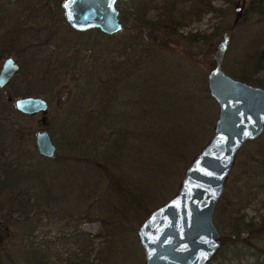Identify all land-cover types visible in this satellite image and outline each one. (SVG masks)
<instances>
[{"label": "rangeland", "instance_id": "374dc122", "mask_svg": "<svg viewBox=\"0 0 264 264\" xmlns=\"http://www.w3.org/2000/svg\"><path fill=\"white\" fill-rule=\"evenodd\" d=\"M63 1L0 0V55L5 53L0 63L12 56L19 67L0 89V134L27 201L22 212L0 206V264H33L28 255L37 247H49L50 264H58V258L81 249L80 237L91 243L86 250L92 264H145L139 225L177 193L191 160L213 134L218 105L207 75L216 47L232 29L223 70L236 79L249 70L264 83V60L254 71L256 58L246 56L263 25L258 17L244 18L247 0H210L212 9L177 24L158 45L152 39L157 29L149 22L167 0H119L123 28L113 35L73 29ZM238 5L243 19L233 24ZM140 11L144 19L136 22L133 13ZM28 96L44 98L47 111H17L14 100ZM81 128L87 138L74 150L70 140ZM40 130L55 147L52 157L37 151ZM110 130L126 143L122 155L106 164L101 157ZM263 142L264 131L235 156L213 215L221 236L228 231L229 213L257 225L264 219V171L255 159ZM84 143L96 155L85 156ZM252 242L264 246V231ZM221 251L224 256L209 264L264 260V254L241 244Z\"/></svg>", "mask_w": 264, "mask_h": 264}, {"label": "water", "instance_id": "95a60500", "mask_svg": "<svg viewBox=\"0 0 264 264\" xmlns=\"http://www.w3.org/2000/svg\"><path fill=\"white\" fill-rule=\"evenodd\" d=\"M118 1L64 0L61 6L73 29L93 28L113 35L123 28ZM241 9V5L235 7L233 24L239 20ZM231 31L223 33L207 75L209 94L218 105L212 137L191 160L177 193L154 208L137 229L145 264H208L221 248L213 215L224 182L242 146L264 131V87L236 79L222 68ZM18 69L12 58L5 60L0 70V87ZM14 107L32 115L46 112L48 103L42 97L28 96L15 99ZM35 145L41 155H54L55 147L46 130L36 132Z\"/></svg>", "mask_w": 264, "mask_h": 264}, {"label": "trees", "instance_id": "16d2710c", "mask_svg": "<svg viewBox=\"0 0 264 264\" xmlns=\"http://www.w3.org/2000/svg\"><path fill=\"white\" fill-rule=\"evenodd\" d=\"M245 0H242L240 2L243 4ZM158 11L159 13L157 15V18L155 20L150 19V24L154 26L157 29V34L152 37L154 42L158 45H162L165 38H167V35H171L172 29L176 27L177 24L183 23L188 18L193 17L194 15H198L197 13L203 11L206 8H211V2L210 0H167L166 3L160 2L158 5ZM243 9V5H242ZM241 9V11H242ZM244 12V18L248 16L250 17H258L257 22L259 24L263 25V29H260L259 33L257 34V41L255 47L253 46L252 50L246 55L249 58V61L252 59H255V61L252 63L251 69H255L259 67V65L264 60V0H247V6L245 9H243ZM134 12V20L136 22H139L140 19H144L142 12L139 13ZM121 15L124 16V13L121 12ZM242 16V17H241ZM239 20L240 22L243 19V15L241 14ZM246 16V17H245ZM126 44V43H121ZM120 45V44H119ZM124 46V45H122ZM261 47V50L259 51V48ZM239 78L242 80H245L246 82L250 83H259V85H262L264 87V83L260 82L259 80H256L252 74H250L249 70H244L239 74ZM191 97H188L189 99ZM192 101V104L195 103L194 100ZM201 103H204L203 101H198ZM85 129H89L88 126H85ZM83 128L78 130V135L76 138H73L70 140V144L73 145V149H78L84 140V133ZM0 132H2L0 130ZM86 134V133H85ZM110 140L106 143V147L103 149L105 151V156L101 157V159L107 164L108 158H118L119 155H122V147L126 143L125 140H116L112 136L113 131L110 130ZM93 140H97V138H93ZM2 135L0 134V191L2 194L0 195V206L4 205H14V210H18L22 212L23 209L27 207V201L22 200V196H26L23 194V189L19 186L21 181L16 177L15 169L17 166L14 163H9L7 158V149L6 144L2 143ZM85 144V143H84ZM86 145V144H85ZM81 152L84 153L86 156L88 153H96L97 150L95 148H91L89 145H86L82 147ZM91 148V149H90ZM83 155V156H84ZM96 155V154H95ZM256 160L260 163V167L264 171V142L262 144H259L257 148L256 153ZM96 158L99 157L95 156ZM14 169V171H13ZM2 171V172H1ZM6 171V172H5ZM23 187V186H22ZM155 198L152 197L151 199H147V202L154 201ZM142 201L138 203V205L142 206ZM7 215V214H6ZM221 221V220H220ZM224 221L226 222L228 226V231L223 233L221 236V248L220 249H226L229 245H238L241 244L247 249H256L260 255L264 254V246L262 244H254L252 242L253 239L257 236V234L263 233L264 231V219L260 220V222L257 224L253 223H246L243 221L241 217H232V215L229 213L227 216L224 217ZM1 227V225H0ZM3 227V226H2ZM3 230H6L5 227H3ZM7 237V235H6ZM259 237V236H258ZM79 239H82L83 242L79 243L81 245L77 248L75 252L70 254L69 256L60 259L57 256H54L55 258H58L57 263L58 264H92V260L89 256V251L86 250L89 246H91V243H89V239L86 237L83 239L80 237ZM1 244V242H0ZM105 245H108L107 243H104ZM219 249V250H220ZM30 256L32 259L29 260V262H33V264H50L52 252L49 247L41 249L40 247H37L36 249H32ZM103 252H107L109 254V249H103ZM222 255L223 252H217L216 255ZM57 255V254H56ZM224 256V255H222ZM264 256V255H263ZM215 258V257H214ZM258 256L255 260V263L258 264ZM96 260V259H95ZM52 263V262H51ZM264 263V260L261 262ZM29 264V263H28ZM31 264V263H30ZM209 264V263H208Z\"/></svg>", "mask_w": 264, "mask_h": 264}, {"label": "flooded vegetation", "instance_id": "af4514ba", "mask_svg": "<svg viewBox=\"0 0 264 264\" xmlns=\"http://www.w3.org/2000/svg\"><path fill=\"white\" fill-rule=\"evenodd\" d=\"M7 34V32H4V35H6ZM0 36H3V34H0ZM4 38V37H3ZM5 41V40H4ZM8 51V50H7ZM7 51H5V52H7ZM5 54V53H4ZM3 54V55H4ZM3 55H0V58L1 57H3ZM8 58H12L13 60H14V62H16V60L12 57V56H8L7 58H4L3 60H2V62L0 63V70H1V68H2V64L5 62V60H7ZM2 59V58H1ZM11 78V77H10ZM9 78V79H10ZM8 79V80H9ZM8 82H6L2 87H0V89H4L5 88V85L7 84Z\"/></svg>", "mask_w": 264, "mask_h": 264}, {"label": "bare ground", "instance_id": "6f19581e", "mask_svg": "<svg viewBox=\"0 0 264 264\" xmlns=\"http://www.w3.org/2000/svg\"><path fill=\"white\" fill-rule=\"evenodd\" d=\"M15 78V77H14ZM13 81V80H12Z\"/></svg>", "mask_w": 264, "mask_h": 264}]
</instances>
